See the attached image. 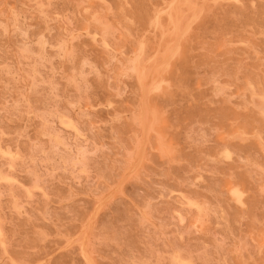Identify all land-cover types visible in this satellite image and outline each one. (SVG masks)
I'll return each instance as SVG.
<instances>
[{
	"label": "rangeland",
	"instance_id": "obj_1",
	"mask_svg": "<svg viewBox=\"0 0 264 264\" xmlns=\"http://www.w3.org/2000/svg\"><path fill=\"white\" fill-rule=\"evenodd\" d=\"M0 264H264V0H0Z\"/></svg>",
	"mask_w": 264,
	"mask_h": 264
},
{
	"label": "bare ground",
	"instance_id": "obj_2",
	"mask_svg": "<svg viewBox=\"0 0 264 264\" xmlns=\"http://www.w3.org/2000/svg\"><path fill=\"white\" fill-rule=\"evenodd\" d=\"M177 32H178V31H177ZM176 36H177V35H176ZM176 36H175V37H176ZM175 41H176V40H175ZM170 49H172V48H170ZM174 52H175V51H174ZM168 55H169V53L167 54V56H168ZM139 76H140V75H139ZM146 80H147V79H146ZM142 81H143V80H142ZM142 81H141V82H142ZM148 85H149V84H148ZM148 85H147V86H148ZM141 87H142V86H141ZM144 87H145V86H144ZM141 89H142V88H141ZM146 89H147V88H146ZM143 91H144V90H143ZM146 92H147V91H146ZM143 103H144V102H143ZM143 103H142V104H143ZM141 111H142V110H141ZM66 126H67V125H66ZM147 126H148V125H147ZM145 127H146V126H145ZM147 131H148V130H147ZM145 135H146V134H145ZM139 152H140V151H139ZM141 152H142V151H141ZM139 154H140V153H139ZM140 156H141V155H140ZM138 160H139V159H138Z\"/></svg>",
	"mask_w": 264,
	"mask_h": 264
}]
</instances>
